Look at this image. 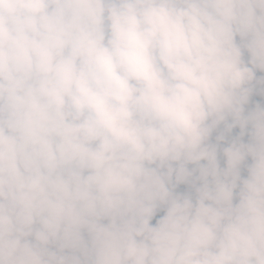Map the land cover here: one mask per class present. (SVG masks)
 Segmentation results:
<instances>
[{
  "label": "clouds",
  "instance_id": "9594fccd",
  "mask_svg": "<svg viewBox=\"0 0 264 264\" xmlns=\"http://www.w3.org/2000/svg\"><path fill=\"white\" fill-rule=\"evenodd\" d=\"M0 264H264V0H0Z\"/></svg>",
  "mask_w": 264,
  "mask_h": 264
}]
</instances>
